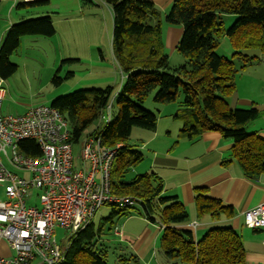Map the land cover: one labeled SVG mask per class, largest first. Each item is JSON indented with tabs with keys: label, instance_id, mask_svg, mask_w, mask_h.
<instances>
[{
	"label": "trees",
	"instance_id": "16d2710c",
	"mask_svg": "<svg viewBox=\"0 0 264 264\" xmlns=\"http://www.w3.org/2000/svg\"><path fill=\"white\" fill-rule=\"evenodd\" d=\"M114 16L113 51L125 83L118 95L113 123L103 136V144H123L112 171V192L120 197H136L144 214L158 219L164 226L160 248L169 264H247L242 236L232 228H215L195 240L192 231L175 226L188 221L185 206L176 197L162 196L164 184L156 173L127 180L131 168L138 166L144 156L130 144L134 127L154 131L158 117L141 104L158 89L155 101L169 104L177 101L179 91L185 95L183 108L177 117L183 122L182 133L195 141L204 133L215 131L232 139V155L244 174L257 178L264 173V138L249 134L246 126L256 120L258 109L231 108L228 98L236 92V78L240 70L259 60L264 53V0H174L166 17L171 25H180L182 37L177 49L188 61L187 66L173 73L165 44L160 12L148 0H102ZM45 1L20 3L22 7L45 5ZM235 16L229 29L221 16ZM53 37L55 28L49 16L28 19L14 24L0 48V78L8 80L19 66L11 57L20 48L25 36ZM227 36L235 49L232 58L218 53L220 40ZM74 61V60H67ZM184 76V78H182ZM53 82L59 85L58 76ZM113 88L84 89L53 100L69 123L71 141L78 144L84 132L95 126L100 115L111 102ZM21 149L30 156H40L41 150L33 141H25ZM199 214L217 219L222 214L233 215L232 206L203 195L196 198ZM109 218L99 227L93 222L70 240L69 249L61 264H109L108 239L104 227L116 217L133 215L134 207L114 206ZM121 260L138 264V258L121 256Z\"/></svg>",
	"mask_w": 264,
	"mask_h": 264
},
{
	"label": "crops",
	"instance_id": "0c3cea01",
	"mask_svg": "<svg viewBox=\"0 0 264 264\" xmlns=\"http://www.w3.org/2000/svg\"><path fill=\"white\" fill-rule=\"evenodd\" d=\"M41 1H45L46 4L32 8H19L18 5L21 2L0 0V48L11 27L28 19L49 16L55 28V35L50 38H55L63 44L65 41L77 43V35L80 31L83 33L85 30L88 33V18L97 15V7L106 6L114 23L111 7L102 0ZM228 18L236 19L235 16H228ZM182 34L183 29L173 28H168L164 33L165 45L172 49L171 53L177 48ZM40 38L25 36L22 38V44L24 41L38 42L42 40ZM220 47L225 51L224 55H230V58L236 52L227 36L221 38ZM30 52L33 53L30 55L36 57V52L33 50ZM257 54L258 61L244 69H242L243 65L239 66L236 92L228 98V102L233 109H258L259 117L246 126V131L264 138V53ZM72 57H80V55ZM74 61H80V58H74ZM11 62L14 63L12 57ZM122 78L125 80L124 74ZM6 82L7 80H5L7 96L2 110L4 109L8 114L20 115L35 105L23 103L15 98ZM9 97L14 100L9 102ZM160 112L157 128L143 133L144 151L149 154V163L144 168L143 175L156 173L164 184L162 196L178 198L187 209L188 221L175 227L192 231L196 241L212 229L232 228L243 238L247 264H264V228L250 229L244 223V213L264 202V173L253 179L244 174L240 164L233 158L234 141L232 139L224 138L219 132L210 131L191 141L182 133L183 122L177 117L179 109L165 112L163 107ZM129 174L127 180L136 177L129 179ZM200 192L220 200L224 205L232 206L233 215L222 214L215 219L210 214H199L196 198ZM194 223L197 224L196 227H192ZM119 227L113 232L116 242L121 243L125 253L129 252L130 256L137 257L138 264L168 263L166 259L164 263L159 260L160 241L164 228L158 219L151 220L145 214L132 215L120 223ZM0 248L3 255L9 256L13 253L7 242L1 243Z\"/></svg>",
	"mask_w": 264,
	"mask_h": 264
},
{
	"label": "built area",
	"instance_id": "2783aa9c",
	"mask_svg": "<svg viewBox=\"0 0 264 264\" xmlns=\"http://www.w3.org/2000/svg\"><path fill=\"white\" fill-rule=\"evenodd\" d=\"M6 96L5 80L0 78V186L5 187L7 196L0 201V245L7 242L13 252L9 256L0 253V264H33L37 260L39 264H61L70 240L103 206L142 204L136 197L112 192L113 167L124 147L103 144V136L114 120L113 101L81 145L78 169L71 129L60 110L42 104L31 106L24 114L5 115L2 105ZM25 141L35 142L41 155L26 154L21 149ZM7 165L29 176H19ZM244 223L250 229L264 228V202L244 213ZM57 227L70 231L66 247L56 240Z\"/></svg>",
	"mask_w": 264,
	"mask_h": 264
},
{
	"label": "rangeland",
	"instance_id": "374dc122",
	"mask_svg": "<svg viewBox=\"0 0 264 264\" xmlns=\"http://www.w3.org/2000/svg\"><path fill=\"white\" fill-rule=\"evenodd\" d=\"M148 1L153 2L160 12L159 19L162 21L163 36L168 28L182 30L180 25H171L166 19L172 9L174 0ZM96 14L97 15L95 16H89V31L88 33H86L85 30L83 33L80 31L79 35H77V43H68L65 41L63 44L55 38H49L41 35L34 36L35 38L41 37V41H24L23 44L21 43L20 48L12 56L14 64L19 66V70L6 82V85L10 88L12 95L26 104H35L34 106H37L42 105L41 103L44 102L45 104L51 105L53 100L56 98L79 90L106 89L108 87H112L113 92L111 102L113 101L114 116H116L117 111L119 110L117 93L122 86V83H125V80L122 78L123 73L112 51L114 23L111 13L106 6L97 7ZM228 16L230 15L221 16V20L225 23L227 29L231 28L236 21L235 18L229 19ZM85 40L87 41L85 42ZM222 49L223 48L220 47L217 50L218 53L230 58V55H224L225 51ZM31 50L37 53L36 57L34 55H30L33 54L30 52ZM171 52L172 49L170 47H166L165 45L164 53L169 57L171 72L175 73L181 67L188 65L187 59L180 54L177 48L173 53ZM79 55L80 57H72ZM74 58H80V61H67L74 60ZM235 65L236 68H239V66L243 64L236 59ZM55 76L62 79V82L59 85H56L53 82V78ZM182 78H184V76H182ZM157 92L158 89H154L141 104L145 110L154 113L158 117L161 114L160 109H163V107L165 112H172L173 110H181L183 108L185 95L182 93V90L179 91L177 101L169 104L157 103L155 101ZM11 100L14 99L9 97L8 101L12 102ZM11 104L14 106L13 103ZM2 112L5 115L8 114L4 111V109ZM179 123H181V121ZM93 130L94 125L84 132L78 144H74L75 166L78 169H80L79 153L81 145ZM146 132H148V130H144L139 127L133 128L130 144L136 145V150L143 153L145 158L138 166L131 168L128 176L129 179L137 175H143L145 173L144 168L149 163V154L144 151L145 142H143V133ZM7 167L19 176H29L27 173L18 171L10 165H7ZM6 199L7 196L5 193V187L0 186V201ZM35 204H37L39 208L41 207L37 196H35ZM114 208L115 207L112 205L103 206L96 213L92 222L99 227L109 218ZM132 213L133 215L141 216L144 215V210L141 206L137 205L134 207ZM125 219L126 217L124 216L116 217L113 224H106L104 227V231L106 233L105 237L108 239V244L110 246L108 251L109 264H135L133 261L127 263L121 260V256H123V258H129L130 253H125L122 250L121 243L116 242V238L113 233ZM55 236L59 245L66 247L69 243L70 231L57 227ZM2 243H5V241ZM159 253V260L160 262H163L165 260V256L161 250ZM33 264H39V260L35 261Z\"/></svg>",
	"mask_w": 264,
	"mask_h": 264
},
{
	"label": "bare ground",
	"instance_id": "6f19581e",
	"mask_svg": "<svg viewBox=\"0 0 264 264\" xmlns=\"http://www.w3.org/2000/svg\"><path fill=\"white\" fill-rule=\"evenodd\" d=\"M123 84V83H122Z\"/></svg>",
	"mask_w": 264,
	"mask_h": 264
}]
</instances>
